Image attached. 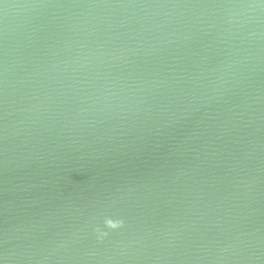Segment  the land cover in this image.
Instances as JSON below:
<instances>
[{
    "label": "water",
    "instance_id": "1",
    "mask_svg": "<svg viewBox=\"0 0 264 264\" xmlns=\"http://www.w3.org/2000/svg\"><path fill=\"white\" fill-rule=\"evenodd\" d=\"M0 264H264V0H0Z\"/></svg>",
    "mask_w": 264,
    "mask_h": 264
}]
</instances>
